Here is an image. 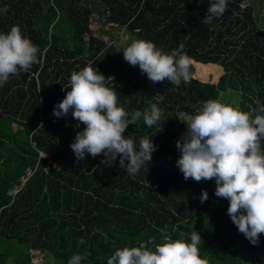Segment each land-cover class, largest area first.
Masks as SVG:
<instances>
[{"label":"trees","instance_id":"1","mask_svg":"<svg viewBox=\"0 0 264 264\" xmlns=\"http://www.w3.org/2000/svg\"><path fill=\"white\" fill-rule=\"evenodd\" d=\"M242 1L229 0L221 17L202 23L213 0H0V10L7 8L0 33L18 25L41 58L0 87V264H33L30 251L61 264L73 254L85 256L81 264H107L117 248L149 239L190 242L194 230L208 264H264V234L251 244L227 214L228 200L214 195L215 181L185 180L176 166L185 116L203 102L225 103L220 95L229 93L242 111L264 104V13ZM91 18L99 36L91 33ZM121 29L124 45L113 34ZM133 40L152 41L166 53L183 45L190 82L152 83L123 58ZM90 61L129 113L153 103L163 109L161 130L141 118L124 133L137 146L145 136L156 146L135 176L119 157L106 164L103 154L86 153L77 160L70 145L85 126L71 111L53 115L71 73Z\"/></svg>","mask_w":264,"mask_h":264},{"label":"clouds","instance_id":"2","mask_svg":"<svg viewBox=\"0 0 264 264\" xmlns=\"http://www.w3.org/2000/svg\"><path fill=\"white\" fill-rule=\"evenodd\" d=\"M228 2L213 0L202 23L221 17ZM0 11L6 13L7 8ZM183 47L179 45L166 53L152 41L133 40L123 50V58L130 66L138 67L152 83L167 80L179 86L181 82H190L191 58ZM38 54L39 47L22 35L18 25L0 33V87L10 76L28 72L33 65L40 64ZM93 63L90 61L71 73L70 90L54 107L53 115L61 118L71 111L72 117L85 126L70 145L77 160H83L86 153L93 158L103 154L102 163L119 157V166L135 176L151 162L156 146L147 136L137 146L134 138L124 133L141 118L149 128L160 124L161 130L163 109L153 103L143 111L129 113L119 106L116 90L106 85L105 76ZM185 118L183 142L176 141L180 152L176 166L185 180H214V195L228 200L227 214L238 232L254 246L258 245L260 235L264 234V104L257 100L255 107L242 111L209 99L196 114ZM199 199L201 203L208 199L206 190L201 191ZM201 241L195 230L190 233V242L178 238L156 244L149 239L139 246L117 248L107 264H208L200 256ZM84 259L81 254H73L67 264H81Z\"/></svg>","mask_w":264,"mask_h":264},{"label":"rangeland","instance_id":"3","mask_svg":"<svg viewBox=\"0 0 264 264\" xmlns=\"http://www.w3.org/2000/svg\"><path fill=\"white\" fill-rule=\"evenodd\" d=\"M247 4H250L252 6V8H256L258 9L259 11V14H263L264 13V0H243L241 2V5L244 6V5H247ZM259 5V6H258ZM92 17L95 18V15H93ZM261 30H264V25H259ZM90 30H91V33L95 36H99V28H98V23L94 22V20L91 18L90 20ZM114 35H115V38H118L119 41L124 45L126 44V41H127V38H128V34L123 30H118V31H113ZM216 70V69H215ZM196 73H198L196 71ZM222 95V94H221ZM220 95V98L221 100L223 101V98H225L227 101H229L230 103H228L227 101H225L226 104H229V105H236V101L233 99L232 96L229 95V93H225L223 94V97H221ZM234 101V102H233ZM232 105L233 107H236ZM15 245V244H14ZM17 250L19 249L20 251H24L25 250V245L24 244H19L16 246ZM32 263L33 264H41L40 261V257L43 259L42 261V264H61L60 261L56 260V259H52L48 256L47 253L43 252L40 256H39V253L36 252V251H32Z\"/></svg>","mask_w":264,"mask_h":264},{"label":"crops","instance_id":"4","mask_svg":"<svg viewBox=\"0 0 264 264\" xmlns=\"http://www.w3.org/2000/svg\"><path fill=\"white\" fill-rule=\"evenodd\" d=\"M32 253V251H30Z\"/></svg>","mask_w":264,"mask_h":264}]
</instances>
